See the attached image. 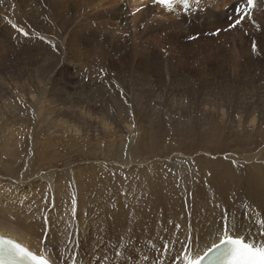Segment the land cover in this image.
Wrapping results in <instances>:
<instances>
[{"label":"rangeland","instance_id":"374dc122","mask_svg":"<svg viewBox=\"0 0 264 264\" xmlns=\"http://www.w3.org/2000/svg\"><path fill=\"white\" fill-rule=\"evenodd\" d=\"M127 1L141 0L0 1V220L27 214L62 229L59 248L48 231L41 242L64 264L79 263L76 255L156 264L166 254L175 257L164 264H176L201 226L203 238L249 234L247 225L264 238V220L245 200L217 224L207 213L224 163L233 178L249 161L264 169V0L235 27L244 0H142L140 11ZM6 142L14 149L4 152ZM153 189L164 198L152 206ZM107 199L125 208H104ZM128 206L163 216L123 244L113 219L130 220ZM204 214L211 227L198 220Z\"/></svg>","mask_w":264,"mask_h":264},{"label":"bare ground","instance_id":"6f19581e","mask_svg":"<svg viewBox=\"0 0 264 264\" xmlns=\"http://www.w3.org/2000/svg\"><path fill=\"white\" fill-rule=\"evenodd\" d=\"M99 1V0H98ZM149 1V0H148ZM175 1H178V0H175ZM181 1H183V0H181ZM191 1H193V0H185V1H183L182 2V4L183 3H187V4H190L191 3ZM208 1H210V0H208ZM256 1V0H255ZM114 2V1H113ZM130 1H127V3H129ZM213 2V1H212ZM261 2V1H260ZM143 3L144 2H142V0L141 1H139V2H130L129 4H130V7H131V5L132 6H136V8H134V10L136 11V9H137V6H140L141 4L143 5ZM150 3V2H149ZM258 3V2H257ZM256 3V4H257ZM100 4V3H99ZM116 4V3H115ZM124 4V3H123ZM126 4V3H125ZM151 4V3H150ZM113 5H114V3H113ZM113 5H111V7L113 6ZM127 5V4H126ZM146 5V4H145ZM152 5V4H151ZM158 5V4H157ZM172 5V4H171ZM170 5V6H171ZM150 6V5H149ZM158 6H160V5H158ZM195 6V5H194ZM258 6V5H257ZM118 7V6H117ZM125 7V6H124ZM124 7L122 8V11L124 10ZM126 7H128V5L126 6ZM143 7H144V5H143ZM129 8V7H128ZM140 8V7H139ZM153 8V7H152ZM144 9H145V7H144ZM200 9V8H199ZM140 10H142V9H140ZM153 10L155 11L156 9H155V7L153 8ZM158 11H159V9H157ZM190 11V10H189ZM192 11V10H191ZM119 12V11H118ZM147 12V11H146ZM160 12V11H159ZM216 12V11H215ZM136 13H138V12H136ZM200 13V12H199ZM144 14V13H143ZM146 14V13H145ZM151 14V13H150ZM157 14H159V13H156V12H154V16L156 15L157 16ZM161 14H162V11H161ZM167 14V13H166ZM213 14H214V12H213ZM121 15L123 16V13H121ZM142 15V14H141ZM147 15V14H146ZM164 15V14H163ZM202 15V14H201ZM207 15V14H206ZM151 16H153V14L151 15ZM154 16H153V18H154ZM211 16V15H210ZM235 16V15H234ZM117 17V16H116ZM119 17V16H118ZM124 17V16H123ZM125 17H127L126 15H125ZM138 17V16H137ZM137 17H135V19L137 18ZM162 17V16H161ZM199 17H200V15H199ZM224 17V16H223ZM237 17V16H236ZM120 18H122L121 16H120ZM145 18H146V16H145ZM144 18V19H145ZM159 18H160V15H159ZM171 18V17H170ZM173 18V17H172ZM233 18V17H232ZM116 19V18H115ZM118 19V18H117ZM126 19V18H125ZM128 19V18H127ZM126 19V20H127ZM134 19V20H135ZM139 19H140V17H139ZM149 19V18H148ZM174 19H176L175 17H174ZM234 19V18H233ZM121 20H124L123 18L121 19ZM120 20V21H121ZM126 20H125V22H126ZM134 20H132V21H134ZM180 20V19H179ZM184 20V19H183ZM182 20V21H183ZM193 20V19H192ZM118 21V20H117ZM128 21V20H127ZM176 21V20H175ZM180 21H178V23H179ZM129 23V22H128ZM151 23V22H150ZM184 23V22H183ZM126 24V23H125ZM173 24V23H172ZM164 25V24H163ZM171 25V24H170ZM177 25V24H176ZM186 25V24H185ZM184 25V26H185ZM160 26H161V24H160ZM165 26V25H164ZM173 26V25H172ZM178 26V25H177ZM179 28H181V27H179ZM159 29H160V31H161V28L159 27ZM174 30H175V28H174ZM178 30V29H177ZM116 82V81H115ZM119 112V111H118ZM122 114V113H121ZM124 114V113H123ZM146 116V115H145ZM105 117H106V113H105ZM107 118H109V117H107ZM71 119V118H70ZM110 119V118H109ZM251 122H252V120H251ZM102 123V122H101ZM112 125V124H111ZM105 127V126H104ZM104 129V128H103ZM106 130V129H105ZM129 131V130H128ZM107 132V131H106ZM220 135V134H219ZM196 137H198V136H195V138ZM220 137V136H219ZM113 138V137H112ZM116 138V137H115ZM111 139V138H110ZM137 139V138H136ZM198 139V138H197ZM200 139V138H199ZM249 139V138H248ZM194 141V140H193ZM201 142V141H200ZM203 142V141H202ZM12 142H6V143H4L6 146L4 147V149H3V151L5 152L6 150L7 151H11V150H13L14 149V147L12 146V147H10V144H11ZM110 143V142H109ZM192 143V142H191ZM196 143V142H195ZM233 143V142H232ZM108 144V143H107ZM112 144V143H111ZM203 144V143H202ZM210 144V143H209ZM243 144V143H242ZM249 144V143H248ZM85 145H86V143H85ZM201 145V144H200ZM204 145V144H203ZM207 145V143H205V146ZM211 145V144H210ZM214 145H216V144H214ZM245 145V144H244ZM3 146V145H2ZM217 146H218V144H217ZM216 146V147H217ZM243 146V145H242ZM249 146V145H248ZM213 147V146H212ZM216 147H214V148H216ZM245 147V146H244ZM3 148V147H2ZM1 148V149H2ZM13 148V149H12ZM130 148H132V146L130 147ZM243 149V148H242ZM1 152V151H0ZM11 153V152H10ZM216 153H218V152H216ZM14 154H15V152H14ZM41 154V153H40ZM3 155V154H2ZM13 156V155H12ZM217 164H218V162H216ZM247 165H245V166H242V167H238L239 168V172L241 173V176L240 177H232L231 176V174H230V165H228L227 166V163H224V165H225V174H224V176H223V178H224V180L222 181V179L221 180H218V182H216L217 184H216V186L218 187V189L216 190L217 192H218V195H216L215 197H214V199H213V203L215 204V211H214V208H212L211 210H209L210 209V206H208L209 208L207 209L208 211H207V213H212V214H214L215 216H214V221H215V224H217L219 221H221L224 217V219H226V218H228V216L230 215V214H233L234 213V211L236 210V209H238V207L240 206V202H243L244 200L249 204V210L250 211H252L251 212V214L254 216V214H256L257 215V217L256 218H261V219H263L264 220V187L263 188H259V183H260V176L258 175L259 174V172H261V171H264V169H263V167H262V165H261V163H259L258 164V167L255 165V162H251V161H249V162H247L246 163ZM209 165V164H208ZM220 167L222 166V164L221 163H219L218 164ZM219 166H218V168H219ZM203 168H205L204 166H203ZM213 176V175H212ZM215 177V176H214ZM263 179H264V177H263ZM264 181L263 180H261V183H263ZM205 184V183H204ZM192 186H194V185H192ZM203 185L201 184V187H202ZM195 187V186H194ZM248 187V188H247ZM208 188H210V187H208ZM193 190V192L195 191V188L194 189H192ZM213 190V189H212ZM103 191V190H102ZM122 191V190H121ZM154 191H156L155 189H153L152 190V194L150 195V198H148V199H150L151 200V202H152V206H153V204L155 203V199H161L164 195H163V193H162V195H161V190L160 189H158L156 192H154ZM60 192V191H59ZM101 192V191H100ZM105 192V191H104ZM120 192V191H119ZM200 192H202V190L200 189ZM204 192H205V190H204ZM98 193V192H97ZM107 193V192H106ZM105 193V194H106ZM121 193V192H120ZM108 194H109V192H108ZM111 194V193H110ZM109 194V195H110ZM198 194V193H197ZM210 194H211V191H210ZM99 195V194H98ZM101 195V194H100ZM194 195V194H193ZM96 196V195H95ZM102 196V195H101ZM107 196V195H106ZM218 196V197H217ZM104 197V196H103ZM109 197V196H108ZM116 197V196H115ZM195 197V196H194ZM99 198V197H98ZM164 198V197H163ZM162 198V199H163ZM209 198V197H208ZM207 198V199H208ZM100 199V198H99ZM110 199V198H109ZM109 199H107V200H104L103 201V203L101 202L100 203V206H103L104 205V208H105V206H106V204L107 205H114L115 203H118V205H119V208L120 207H123L124 206V204H121V203H119V200L117 199L116 201H113V202H110V200ZM111 199H114V197H112ZM124 199H126V196H125V198ZM196 199H198V198H196ZM103 200V199H102ZM199 200V199H198ZM209 200V199H208ZM212 200V199H211ZM143 201V200H142ZM137 202V201H136ZM150 202V201H149ZM150 202V203H151ZM203 202V201H202ZM207 202V201H206ZM205 202V203H206ZM127 203V202H126ZM139 203V202H138ZM137 203V204H138ZM141 203V202H140ZM101 204H103V205H101ZM135 204V203H134ZM133 204V205H134ZM248 204H246V205H248ZM198 205H200V204H198ZM152 206L151 207H149L148 209L146 208V209H144L143 210V213H140L139 212V210H134V208H131V207H129L128 206V208H126L127 210H128V212L130 213V217H129V219L130 220H123L122 222H119L118 223V219H113V222H115L116 224L115 225H113V229L117 232V239H118V241H122V243L123 244H128V241L130 240V239H133V238H135V237H139L140 236V238H142L143 236H146V233L147 232H149V230L152 232L153 230H154V226H153V228H151L152 227V224H151V222L149 221V219L151 218V221L153 222V220H152V218H157V220H155L154 222H156V221H158V219H159V216H163L161 213H160V210H158V211H151L150 210V208H152ZM197 206V205H196ZM202 206L204 207L205 205L204 204H202ZM202 206H200L201 208H202ZM206 206V207H207ZM144 206L142 205V208H143ZM199 207V206H198ZM205 207V208H206ZM212 207V206H211ZM83 208V207H82ZM124 208H125V206H124ZM7 210H9V208L7 209ZM182 210V209H181ZM196 210V209H195ZM192 211V210H191ZM99 212V211H98ZM107 212H108V210H107ZM188 212V211H187ZM199 211H196V213H198ZM235 213H237V212H235ZM249 213V212H248ZM254 213V214H253ZM261 213V214H260ZM240 214V213H239ZM193 215H198V214H195V211H194V213H193ZM207 215V214H206ZM205 214L203 215V217L201 216V215H199V216H201L202 218H200V219H198V220H202L203 222L204 221H206L207 222V224H208V226L209 227H211V224H209V222H208V219L209 218H207V217H205L206 216ZM235 215V214H234ZM258 215H260V216H258ZM119 216V215H118ZM198 216V217H199ZM227 216V217H226ZM177 217V216H176ZM183 217V216H182ZM197 217V218H198ZM208 217H210V215L208 216ZM235 217V216H234ZM252 217V216H251ZM192 218H194V216L192 217ZM236 218V220H238L237 219V216L235 217ZM253 218V217H252ZM32 219H34V221L33 222H30ZM230 219V218H229ZM234 219V218H233ZM163 220V219H162ZM195 220H197V219H195ZM194 219L193 220H191L192 222L193 221H195ZM210 220H212V219H210ZM227 220V219H226ZM231 221H232V219H230ZM235 220V219H234ZM251 220V219H250ZM12 222H13V224H10V223H8L9 225H12L13 227H11V226H9V225H7V224H5V223H3L1 220H0V238H2V239H9L12 243H14V244H19L20 246H22V247H26L29 251H32L33 253H35V254H37V255H39L41 252H43L46 256H48V257H50V259H51V261L53 262V264H64V263H62V262H60V261H58V260H56V258H54V255H52L51 253H50V251H47L46 250V247H43V242H41V239L43 238V233L45 232V231H48V235H50L51 237H53V238H48L47 237V240H50L51 241V243H52V245L54 246V248H59V246H60V238L63 236V234H64V231L62 230V229H59V228H57V229H52V227H51V223H49V225L47 224V225H45V224H42L41 222H39L38 220H36V216H29V215H27L26 214V217H24L23 219H14V220H11ZM44 221V220H43ZM149 221V223H148V225H147V222ZM190 221V222H191ZM213 221V220H212ZM191 222V223H192ZM197 222H199V221H197ZM226 222V221H225ZM229 222V221H228ZM234 222V221H233ZM245 222V221H244ZM243 222V223H244ZM258 222V221H257ZM263 222V221H262ZM157 223V222H156ZM212 223V222H211ZM236 225H237V227H238V223L239 222H237L236 221ZM242 223V224H243ZM254 223V222H253ZM194 224V223H193ZM201 224V223H200ZM214 224V226H216ZM221 224H222V222H221ZM258 224V223H257ZM196 224H194V225H190V227L192 226H195ZM202 225V224H201ZM204 225V224H203ZM224 225V224H223ZM222 225V226H223ZM256 225V224H255ZM254 225V226H255ZM264 225V224H263ZM263 225H262V227H263ZM46 226H47V228H46ZM187 226V225H186ZM205 226V225H204ZM242 226V225H241ZM244 226V225H243ZM248 227H247V229L245 230V231H249V232H251V233H247V232H244V229H243V232H244V234L241 232V234L242 235H239V236H233V235H230V234H228L227 236H224V232L222 231V232H219L218 234H212V235H209L208 236V238H203L204 237V230H203V226H201L200 227V229L201 230H198L196 233H197V235H191L190 236V238L188 239V241H189V244L191 245V246H188V248L187 249H189V252L191 253V254H182L181 255V257L179 258V255H178V260H176L175 262H176V264H188V263H190V262H192L193 260H195L196 258H198L200 255H202V254H204L205 253V251L208 249V248H210V247H212V246H214L215 244H217V243H219V242H221V239H226V238H239V239H241L244 243H248V244H251V245H254V246H256V247H261V246H264V238H262V237H260L259 236V231L257 230V228H254V227H250V225H247ZM253 226V225H252ZM257 226V225H256ZM255 226V227H256ZM221 227V226H220ZM224 227H225V225H224ZM257 227H259V226H257ZM186 227H184V229H185ZM217 228V227H216ZM230 227H228V229H229ZM242 228V227H241ZM47 229V230H46ZM153 229V230H152ZM195 229V228H194ZM198 228H196V230H197ZM220 229H222V227L220 228ZM216 230V229H215ZM224 230V229H223ZM238 230V229H237ZM242 230V229H241ZM155 231V230H154ZM175 231H177L176 229H175ZM174 231V232H175ZM185 231V230H184ZM192 231V230H191ZM234 231V230H233ZM62 233V236H58L57 237V234L58 233ZM161 232V231H160ZM215 232V231H214ZM229 232V231H228ZM230 232H231V230H230ZM66 233V232H65ZM178 233V232H177ZM185 233H188V232H185ZM191 233H193V231L191 232ZM235 233V232H234ZM233 233V234H234ZM247 233V234H246ZM54 234H55V236L57 237V238H55V236H54ZM189 234H190V231H189ZM203 234V235H202ZM246 234V235H245ZM178 235H180V234H178ZM181 236H182V240H184V239H186V237H185V234H184V236H183V232H182V234H181ZM186 236H187V238H188V234H186ZM46 238V237H45ZM184 238V239H183ZM181 239V238H180ZM187 240V239H186ZM251 240H256L255 242H252ZM50 241H48L47 242V244H50L49 242ZM177 242V241H176ZM172 243V242H171ZM174 244H175V242H173ZM186 243V242H185ZM46 244V243H45ZM81 244V243H80ZM168 244V243H167ZM117 245V244H116ZM50 246H51V244H50ZM67 246V245H66ZM177 246V245H176ZM119 247H121V246H119ZM168 247V246H167ZM167 247H166V249H167ZM170 247H173V246H170ZM194 247V248H193ZM199 247L201 248L200 250H199ZM52 248V247H51ZM54 248H53V250H54ZM142 248V247H141ZM146 248V247H145ZM144 248V249H145ZM169 248V247H168ZM178 248V247H177ZM177 248H175V246H174V249L176 250ZM232 248V247H231ZM231 248H229V249H224V250H226V251H229ZM48 249V248H47ZM172 249V248H171ZM179 249V248H178ZM198 250L199 252H196V253H194V251L195 250ZM125 250H127V249H125ZM168 250V249H167ZM166 250V251H167ZM174 250V251H175ZM184 250H185V247H184ZM172 251V250H171ZM170 251V252H171ZM187 251V250H186ZM103 252V251H102ZM185 251H183V253H184ZM133 253V252H132ZM174 253V252H173ZM179 253V252H178ZM165 254V253H164ZM76 255V254H75ZM107 255H110V254H107ZM113 255V254H112ZM127 255V254H126ZM141 255H143V254H141ZM177 255V254H176ZM77 257H78V259L80 258V260L78 261L79 263H77V264H87V262H84L83 260H81V257L79 256V255H76ZM124 256V255H123ZM161 256V255H160ZM163 256L166 258L167 256H168V258H166L167 260H169V259H174V257L175 256H172V254H166V255H162V258H163ZM110 257L112 258V256L110 255ZM128 257H132V254H128ZM127 257V258H128ZM133 257H135V256H133ZM143 257V256H142ZM165 258H163V259H161V260H159L158 259V261H156V264H164V259ZM129 259V258H128ZM134 259V258H133ZM105 260V259H104ZM110 260V259H109ZM108 260V261H109ZM115 260V259H114ZM145 260V259H144ZM115 262H117V261H115ZM123 262V261H122ZM147 262V261H146ZM145 261L143 262L144 264L146 263ZM75 262L73 261V262H71V264H74ZM142 263V264H143ZM93 264H97V263H93ZM111 264V263H110ZM115 264V263H114ZM175 264V263H174Z\"/></svg>","mask_w":264,"mask_h":264},{"label":"snow or ice","instance_id":"6c2138e0","mask_svg":"<svg viewBox=\"0 0 264 264\" xmlns=\"http://www.w3.org/2000/svg\"><path fill=\"white\" fill-rule=\"evenodd\" d=\"M154 3L171 5L172 0H153ZM239 2V0H238ZM254 6V0H246V5L241 3L239 7L235 8V12L241 14L235 20L233 27L238 25L246 15L251 14V9ZM140 11V9H137ZM13 28L16 25H12ZM18 31H23L18 29ZM228 233L225 231L224 236ZM6 249H0V264H53L50 257L43 252L39 255L29 251L26 247L19 244H12L10 241ZM221 243H228L233 247L229 250L228 264H264V246L256 247L251 244L244 243L240 239H221ZM215 246V245H214Z\"/></svg>","mask_w":264,"mask_h":264}]
</instances>
